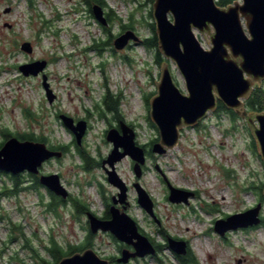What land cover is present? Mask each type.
<instances>
[{"label": "rangeland", "instance_id": "1", "mask_svg": "<svg viewBox=\"0 0 264 264\" xmlns=\"http://www.w3.org/2000/svg\"><path fill=\"white\" fill-rule=\"evenodd\" d=\"M154 1L105 0L104 15L113 13V22L102 25L83 0H0V142L7 131L16 137L34 132L46 137L48 145H65L63 157L44 163L41 173L59 174L69 192L65 203L52 210L51 191L41 183L30 187L29 173L21 175L20 186L26 189L17 193H10L15 181L0 173V190L5 191L0 201V264L54 263L47 249L52 240L66 251L86 240L90 232L87 214L79 211L74 199L102 217L120 191L107 179L105 168L111 169L110 165L103 164L114 147L107 139L108 130L123 121L135 130L137 143L145 149H151L152 141H160L150 118V99L157 94L165 61L180 90L188 94L175 61L161 53L158 63L156 49L143 43L152 34ZM124 24L134 26L138 40L117 49L115 38L128 30L122 29ZM104 27L115 35L105 49ZM26 41L33 45L32 53L21 48ZM97 44H101L99 49ZM42 59L48 61L43 73L57 95L53 103L46 97L43 73L25 76L19 70L21 64ZM257 87L264 88V80ZM107 91L114 97L121 95L119 111H107L101 118L97 106L105 109ZM61 113L88 120L89 129L80 145L59 118ZM78 147L93 159L88 169L83 167ZM146 156L141 178L135 175L129 157L116 162L115 170L129 188L124 211L160 248L153 255L119 263L122 250L133 247L100 231L91 238V247L100 256L110 264H182L168 244L167 238L173 237L185 240L196 256L197 262L190 264H264V195L258 193L264 190V159L246 119L210 111L198 125L183 127L172 149ZM167 181L193 191L189 203L171 202ZM135 182L151 196L157 220L138 203ZM258 203H262L261 224L225 235L214 229L216 220Z\"/></svg>", "mask_w": 264, "mask_h": 264}, {"label": "water", "instance_id": "2", "mask_svg": "<svg viewBox=\"0 0 264 264\" xmlns=\"http://www.w3.org/2000/svg\"><path fill=\"white\" fill-rule=\"evenodd\" d=\"M92 10L95 18L102 25H107L103 7L94 4ZM152 13L158 49L167 59L175 61L186 81L188 94L180 90L169 62L165 61L160 80L157 81V94L150 99V118L160 135V141L152 145L151 151L164 154L172 149L178 144L183 127L198 125L210 111L217 109L218 101H222L227 108L247 120L264 159V111L249 112L245 106L255 84L264 80V0H235L224 7L217 0H155ZM136 40V33L128 29L115 38L114 46L124 49ZM21 48L28 53L34 49L28 41ZM47 66L48 61L42 59L21 64L19 70L25 76H37ZM42 81L46 97L53 103L56 94L45 73ZM59 117L80 145L87 132V121L81 119L76 122L72 116L64 113ZM107 139L112 141L114 147L103 164L110 165L111 169L105 168L107 179L120 191L112 197L109 207L111 218L102 219L92 211L86 214L92 234L110 232L133 247V250L124 248L117 258L119 263H128L131 258L155 254L156 247L139 231L136 220L124 211L129 203V188L117 174L115 164L129 157L134 162L135 175L141 178L146 149L137 143L135 130L123 121L120 128L108 130ZM63 155V150H53L45 142L11 137L0 149V170L11 174L29 171L38 175L47 160ZM167 182L171 202L189 203L190 197L194 196L193 191ZM40 183L63 199L69 196L57 173L40 175ZM134 187L138 203L157 220L154 202L147 190L139 182H135ZM119 204L124 206L123 210L117 206ZM261 210L262 203H258L243 212L218 219L214 229L220 235H225L233 229L259 225L262 222ZM167 240L177 255L188 252L185 240L173 237ZM57 264H110V260L88 247L64 256Z\"/></svg>", "mask_w": 264, "mask_h": 264}, {"label": "trees", "instance_id": "3", "mask_svg": "<svg viewBox=\"0 0 264 264\" xmlns=\"http://www.w3.org/2000/svg\"><path fill=\"white\" fill-rule=\"evenodd\" d=\"M85 3H87L90 6V9H92V6L94 4H99L102 5V7L107 6L105 0H83ZM235 0H217V3L220 6H228L232 3H234ZM150 16L153 18V13L151 11ZM107 21L108 22H113V13L109 14L107 13ZM122 29H133L134 26L131 24H124L121 25ZM150 28L152 31V34L144 39V45L148 48H155L156 49V55H157V60L158 63H160L162 55L161 52L158 49V37L156 34V24L155 21H152L150 23ZM104 30L106 32L107 35V40H102V48L105 49V46H109L112 43V39L114 38V34L112 33L111 29L108 27H104ZM101 44H97L98 49L100 48ZM121 99V95H117L116 97H114L112 94L109 93V91H107L105 93V96L103 98V103L105 105V109H102V107L100 108V106H97L99 109V116L102 118L103 116H105L107 111H113L115 113H117L118 110V104L120 102ZM246 104L248 109L251 112H260L264 109V88L261 87H257L255 88V90L252 92L251 96L246 100ZM217 111H226L227 113H229L232 117V119H235L237 117V113L233 110V109H229L225 106V104L222 101H218V107H217ZM31 115V112H29V116ZM121 120V118H120ZM122 122V121H121ZM10 132V134H7L5 136L6 137H11L12 134H14L11 131H7ZM19 137L22 139H32V140H40L43 142H46L47 139L44 136H36L34 132H30V133H19ZM155 141H152V143H150L151 145L154 144ZM2 146V143L0 145V147ZM57 149H62L63 151H67V147L63 144H59L54 146ZM78 153L80 155V157L82 158V160L85 162V165L83 166L85 169H88L90 167V164H92V158L88 155V153L86 152V150L78 147L77 148ZM148 154H151V149L147 150ZM3 171L0 170V173H2ZM19 175L14 176L13 180L15 181V189L10 190V193H17L23 189L26 188H22L20 185L22 183V180H20ZM38 187V186H36ZM262 188V186L259 187V190ZM260 193V195H263L261 190L258 192ZM51 196L53 201L49 204L50 208L52 210H55V208L60 204V203H65L66 200L62 199L61 197H58L57 195H55L53 192H51ZM74 203L76 204V206L78 207L79 211L81 212H87L89 211V207L81 205L78 199H74ZM108 212V211H107ZM263 221V220H262ZM93 234L91 232H89L86 236V240L79 245H73L70 247V249L68 251L64 250V248H62L56 241L52 240L51 241V245L47 246L48 251L52 254L53 258L55 259L54 263L51 262H47L45 261V264H57L64 256L66 255H71L73 253H75L76 251H83L84 249L91 247L92 243H91V238H92ZM158 251V248H160V246L154 245ZM178 258L180 259V261L182 262V264H190V263H196L197 259L196 256L194 255V253L188 248V253L185 256H178ZM114 259V258H113ZM112 259V261H114Z\"/></svg>", "mask_w": 264, "mask_h": 264}, {"label": "flooded vegetation", "instance_id": "4", "mask_svg": "<svg viewBox=\"0 0 264 264\" xmlns=\"http://www.w3.org/2000/svg\"><path fill=\"white\" fill-rule=\"evenodd\" d=\"M93 11V10H92ZM87 121V128L89 129V122H88V120H86ZM118 128H120V125H119V127ZM7 134H10V132H4V139H3V141L2 142H0V145H1V143H2V146L4 145V143L9 139V138H11V137H16L15 136V134H12L11 135V137H6L5 138V136L7 135ZM17 138L18 139H20V140H28V139H22V138H20L19 137V135L17 136ZM85 138V137H84ZM84 140V139H83ZM35 141H40V140H35ZM1 146V147H2ZM147 146V145H146ZM1 147H0V149H1ZM48 147L49 148H51V149H53V150H60V149H57V148H55L53 145H48ZM144 148H146V147H144ZM62 150V149H61ZM147 150V149H146ZM64 152V154L66 153V151H63ZM148 153H147V151H146V155H147ZM49 160H52V159H49ZM49 160H47V161H49ZM46 161V162H47ZM146 161H147V156H146ZM45 162V163H46ZM133 165H134V162H133ZM144 166H145V164H144ZM143 166V171H144V167ZM25 173H29V175H30V177L33 179V184L30 186V187H36V186H39L40 185V175H42V173L40 172V174H34V173H32V172H29V171H24V172H21V173H18V174H11V173H6V172H2L1 174H5L6 176H8V177H10L11 179H13L14 178V176H17V175H19V176H21V175H24ZM0 192H1V196L2 197H4V194H5V191L4 190H0ZM114 196H116V195H114ZM129 202V201H128ZM119 205H121L120 207H121V209L123 210V208H124V206L122 205V204H119ZM128 205H129V203H128ZM127 205V206H128ZM100 218H102V219H109V218H111V216H110V212L108 211L104 216H102V217H100Z\"/></svg>", "mask_w": 264, "mask_h": 264}, {"label": "bare ground", "instance_id": "5", "mask_svg": "<svg viewBox=\"0 0 264 264\" xmlns=\"http://www.w3.org/2000/svg\"><path fill=\"white\" fill-rule=\"evenodd\" d=\"M190 230V229H189Z\"/></svg>", "mask_w": 264, "mask_h": 264}]
</instances>
